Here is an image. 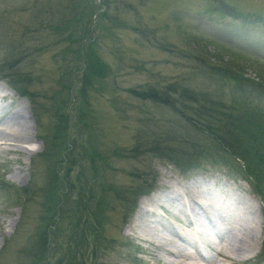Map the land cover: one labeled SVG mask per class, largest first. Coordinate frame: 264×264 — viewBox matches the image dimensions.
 I'll list each match as a JSON object with an SVG mask.
<instances>
[{
	"label": "rangeland",
	"instance_id": "obj_1",
	"mask_svg": "<svg viewBox=\"0 0 264 264\" xmlns=\"http://www.w3.org/2000/svg\"><path fill=\"white\" fill-rule=\"evenodd\" d=\"M100 8L107 18L99 17ZM218 8L221 12L216 11ZM233 12H240L250 19H233ZM66 24L72 29L75 41L87 36V29H92L95 50L110 68L109 76L100 88L95 86L97 91L88 95L92 137H88L85 131L76 135L74 123L70 130L77 140V147L87 148L82 145L86 141L97 148L98 154L107 156L106 164L95 157L102 170L98 178L90 174L86 163L85 174L87 172L91 182L89 187L96 190V186L107 183L112 190V185L121 188L129 203L126 206L125 202L117 201L116 189L109 192V204L103 215L101 230L102 238L109 243L98 244L96 264H173L179 260L190 264H208L211 260L214 264H231V261L219 257L217 251H228L238 242V225L232 226L227 219L226 222H210L212 216L207 208V203L215 205L216 198L230 193L234 199L250 202V224L247 225H252L258 237L249 253L236 254V264H264V256H260L264 240V203L254 194L250 181L246 182L238 172L227 171L217 160L218 157L216 163L206 157L194 159L190 165L197 166L181 172L171 163L150 156L142 150L143 141H139L143 133L151 135L160 132L159 136H162L161 131L171 128L185 141L189 138L190 147L210 145V142L189 129H184V132L183 128L179 130L175 124L182 126V121L167 108L151 101L144 102L129 92L148 87L162 89L179 83L195 91L230 100L232 93L241 89L246 97L254 99L264 109V0H0V77L4 78H0V84L5 85L0 94H5V90L12 93L7 92L6 98L0 99V106L12 118L9 116L10 121L3 122L5 119L0 122V129L17 131L14 118L24 111L30 120L28 136L5 142L13 151L0 149V180L17 190L29 187L33 191L29 202L23 204L22 201L15 203L12 195L0 192V264H31L36 261L30 251L34 249L33 234L40 214L38 190L47 183L49 172L44 158H40L44 150L40 136L50 133L54 125V117L44 113L39 115V120L34 117L29 101L10 90L6 75L15 72L24 76L29 74L32 79L30 90L39 97L48 96L44 101L38 99L39 106L45 101H56L62 91L58 81L63 80L65 67L73 68L71 72H74L82 66V63H70L75 59L70 50V55H62L61 48H70L67 46L70 44L69 31L58 35L52 30ZM59 41L62 45L55 44ZM205 48V65L202 66L196 52ZM9 64H14L15 68L9 72L3 70ZM210 67L228 71V78L211 75ZM212 73L220 75L218 71ZM229 76H242L243 80L238 85L229 82ZM66 84L70 85L69 82ZM78 85L77 82L74 84L73 94H76ZM63 99L68 102L66 95ZM69 112L72 118L74 113L71 108ZM166 125L169 127L164 128ZM26 138L28 143L23 142ZM133 149L137 152L134 153ZM77 168L76 165L70 173L72 182ZM19 171H23L24 175L16 176ZM151 184L152 189L142 193L141 186L149 187ZM196 191L201 194L195 195ZM161 192L167 193L162 202L165 201L166 208L170 210L155 207L156 215L146 217L145 224L135 226L133 222L141 200L152 199ZM66 195L61 205L68 217L57 218L61 223V226H56L59 234L53 239L54 248L50 246L47 252H42L41 264H56L62 252L68 250L73 209H78L82 221L86 220L83 206L77 202V189H68ZM24 197L21 198L25 202ZM84 197H88L87 192ZM190 197L195 200V206L188 200ZM183 202L190 204V220L197 229L191 241L175 237L172 232L174 229L186 235L190 231L184 229L189 220L182 211ZM132 206L134 209L124 219L127 209ZM240 207L245 209L244 205H238ZM203 223L211 227L220 225L224 230L223 235L217 238L219 242L216 246L203 251L208 257L206 260H202L194 247V239L197 241V238L201 247H206L207 234ZM146 224L158 229L166 238L173 239L177 249L186 247L188 256L178 258L167 255L163 249L164 241L143 240L148 238L142 232ZM91 252L94 253V250L89 249L85 254H90V258Z\"/></svg>",
	"mask_w": 264,
	"mask_h": 264
},
{
	"label": "trees",
	"instance_id": "obj_2",
	"mask_svg": "<svg viewBox=\"0 0 264 264\" xmlns=\"http://www.w3.org/2000/svg\"><path fill=\"white\" fill-rule=\"evenodd\" d=\"M101 9L99 17L101 19L107 18ZM216 11L221 12V9L218 8ZM231 17L239 20L250 19L249 16L240 12H233ZM52 30L58 35L66 34L69 31L67 35L70 36V44L67 46L70 48L65 50L61 48L62 55H70L68 54L70 50L75 55V59H72L70 63L75 65L82 63V66L74 72H71L73 68L65 67L63 80L60 79L58 81L62 91L58 93L56 101L49 103L45 101L42 106H39L38 99L39 101H44L48 96L39 97L30 90L29 85L32 79L29 74L24 76L23 73L15 72L13 75H6L8 85L19 96L28 99L33 109L32 114L37 120H39L41 113L54 117V123H52L54 125L50 133L40 136V140L44 145L40 158H44V163L47 165L49 172L47 183L38 190L41 197L38 208L40 214L37 216V224L33 234L34 249L30 251L36 261L32 260L34 263L31 264H41L43 262L40 259L42 252H47L50 246L54 248L53 239L59 234V229L56 226H61L58 219L68 217L66 212L62 210L63 205L61 204L64 198L67 197L66 191L72 188H76L78 191L77 202L83 206L82 210L86 213H84L86 220L82 221L78 216V209L75 208L71 211L73 214L71 221L73 223L71 234H69L67 241L68 250L62 252V256L56 260V264H96L95 257L98 246L103 243H109L108 240L103 239L104 237L102 238L101 233L103 215L107 209V203L109 204V192L116 189L118 191L115 195L117 201L125 202L126 206L129 203L124 197L121 188L112 185L111 187L114 188L112 190L107 183L96 186V190L93 187H89L91 182L88 180L87 172L85 174L86 163L90 167V171L88 169L90 174L98 178L97 175L101 174L102 170L95 157L101 160L103 164H106L107 156L98 154L97 148L94 145H89L86 141L82 145H86L87 148L77 147V140L74 135H71L72 132L70 130L74 123L77 129L75 131L76 135L85 131L88 137H92V118L89 117L90 103L88 95L90 92L97 91L95 86L100 88L101 83L109 76L110 68L95 50L96 41L93 40L94 38L91 35L92 29H87L85 32L87 36L84 38L81 36L80 39L76 40L77 42L72 39V29L68 27V24L54 27ZM85 41L88 42L84 46ZM55 44L62 45V42H55ZM206 49L203 50L204 52H196L198 57H200L202 66L205 65L203 53H205ZM13 68H15L14 64H9L3 70L9 72ZM209 69L213 76L228 78L226 76V73H229L228 71L215 69V67H210ZM212 71H218L220 75H215ZM0 78L4 79L3 76ZM242 80V76H229V82H235L238 85ZM66 82H69L70 85H67ZM76 82L79 85L76 94H73V86ZM236 91L240 95L236 94ZM129 92L144 102L151 101L154 104L163 106V108H167L178 120L182 121V126H179V123L175 124L179 130L183 128L182 131L184 132V129H189L210 142V145L202 146L196 144L195 147H190L189 138L185 141L184 138L182 139V137L178 136L175 129L173 131L170 128L167 129L168 131H161L162 136H159L160 132L151 135L143 133L139 140L144 143L142 150L147 151L150 156L156 159L159 158L161 161L165 160L171 163L181 172L196 167L197 165L195 164L190 165L194 159L206 157L212 159V163L220 160V163H223L227 171L231 173L238 172L242 174L245 180L250 181V187L253 192L264 203V109L261 104L255 102L254 99L246 97L241 92V89H236L232 93L230 100H223L220 95L198 92L179 83L166 85L162 89L148 87L142 91L129 90ZM63 95H66L68 102L63 99ZM71 101L73 102L72 107H70ZM69 108L74 113L72 118ZM168 127L166 125L164 128ZM164 131L167 132L165 133ZM132 151L135 153L137 149ZM216 157H218L217 160ZM76 165L78 170L75 174V180L72 182L70 173ZM105 171L106 169H104ZM151 187L152 184L149 187L141 186L142 193H147L152 189ZM137 191H139L138 188ZM0 192L12 195L14 202L17 204L21 201L22 204L29 202V197L33 195V191L29 187L17 190V188L2 180H0ZM86 192L88 197H84ZM26 193H28L27 196H25ZM21 197H24L26 201L24 202ZM132 208L134 209L133 206L127 209L124 219L133 210ZM22 211L24 212L23 208ZM89 249L90 251L94 250V253L91 252L90 258V254H85ZM262 255H264V241ZM88 258L89 261L87 262Z\"/></svg>",
	"mask_w": 264,
	"mask_h": 264
},
{
	"label": "bare ground",
	"instance_id": "obj_3",
	"mask_svg": "<svg viewBox=\"0 0 264 264\" xmlns=\"http://www.w3.org/2000/svg\"><path fill=\"white\" fill-rule=\"evenodd\" d=\"M5 85L0 84V90H4ZM7 93V92H6ZM0 94V99L3 98V96ZM22 110V109H21ZM22 112V111H21ZM10 115L7 114V112L0 106V122H8L10 121L9 118ZM9 119V120H8ZM15 119V124L14 127L16 128L17 131H14L12 128H6L4 130L0 129V136H3L4 138L0 137V149L3 151H13V148L9 147L8 144H5V142H11L15 137H17L19 140L23 139L25 136H28V129H29V121L28 118L25 114V111L23 113L18 114L17 118ZM12 120V118H11ZM3 124V123H2ZM6 124V123H5ZM3 124V125H5ZM8 124V123H7ZM8 127V126H7ZM4 128V127H2ZM33 137V136H31ZM11 138V139H10ZM32 141V139H31ZM2 142V143H1ZM24 143H28L29 141L27 138L23 141ZM32 144V143H31ZM25 153V152H24ZM24 175L23 171L17 172L16 176ZM23 177V176H22ZM25 177V176H24ZM17 178V177H16ZM21 179V177H20ZM24 179V178H23ZM171 192V190H169ZM168 192V193H169ZM195 195L201 194L199 191H196ZM194 194V193H193ZM223 198L219 197L214 200L215 205L207 203V208L209 211V214L212 216V218L209 219L210 222H214L215 220H220L221 222H226V219L228 220L229 224L235 227V225H238L239 233L240 236L238 238V242L236 244H233V246L227 251H217V255L219 257H222L225 261H231V264H236L238 262V258L236 257V254H246L249 253L251 248L257 243V236L256 232L254 233L252 229V225L249 226L247 224L249 223V211L248 209L251 208L250 202H245L243 200H237L238 198L234 199V195L230 193L228 194H222L221 195ZM167 197V193L161 192L159 195L155 196L152 199H142L140 202V208L137 213V217L135 218L134 225L137 226L139 223L140 224H145L146 217L154 216L155 214V207H160L165 210H170L169 208H166L165 201L162 202ZM147 200V201H146ZM192 205L195 206L194 204V199H191V197L188 199ZM172 208H174V204H171ZM198 205V204H197ZM200 205V204H199ZM238 205H244L245 209L243 207L238 208ZM201 208L204 209V205L201 203ZM181 207L183 208L182 211L185 213V216L189 220V224L187 227H191V230L186 234V235H181L178 232H176L174 229H172V232L175 233V237H178L184 241L190 240L194 238V235L196 234V228L193 222L190 220L192 216V208L190 207V204L183 202ZM211 208V209H210ZM191 210V212H187ZM212 211V212H211ZM254 212V211H253ZM217 215V216H216ZM227 216V217H225ZM181 221H183L182 218H179ZM232 220V221H231ZM142 226V225H141ZM254 228V227H253ZM236 229V228H235ZM130 230V229H129ZM141 231V230H140ZM142 232L146 237L148 238H143L145 241H164V246L163 249L167 253V255L171 256H176L178 258L188 256V251L186 250V247L184 249H177L178 246L175 244L173 239L166 238L164 234L160 233L158 229H154L153 227L149 226V224H146L142 227ZM222 236V233H219L217 231H214L210 235H206V241H205V246L206 247H201V242L200 244H197L196 239H194V247L196 249L197 254L202 257V260L208 259V257L203 253V251L207 250L208 247H213L217 242H219V239ZM208 237V238H207ZM152 240V241H151ZM199 245V246H198ZM169 246V248L167 247ZM216 246V245H215ZM193 259V258H192ZM178 261V260H177ZM169 262H165V264ZM208 264H214L213 260L208 261ZM173 264H190L187 263L186 260H179L178 262H173Z\"/></svg>",
	"mask_w": 264,
	"mask_h": 264
}]
</instances>
